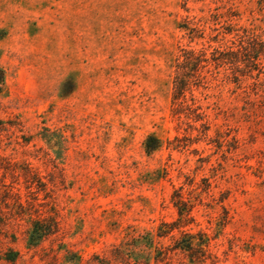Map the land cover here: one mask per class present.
<instances>
[{
	"label": "rangeland",
	"instance_id": "obj_1",
	"mask_svg": "<svg viewBox=\"0 0 264 264\" xmlns=\"http://www.w3.org/2000/svg\"><path fill=\"white\" fill-rule=\"evenodd\" d=\"M217 10L227 65L176 99L175 60L212 56ZM175 190L182 230L211 237L205 264H264L261 0H0V264H195L178 229L159 261L134 246L178 219Z\"/></svg>",
	"mask_w": 264,
	"mask_h": 264
},
{
	"label": "trees",
	"instance_id": "obj_2",
	"mask_svg": "<svg viewBox=\"0 0 264 264\" xmlns=\"http://www.w3.org/2000/svg\"><path fill=\"white\" fill-rule=\"evenodd\" d=\"M264 6V0H261ZM212 21L214 27V35L211 36L210 41H214L219 45L212 47V56L208 58L207 50L201 49L199 51L191 50L184 52L182 56H178L175 60V76H174V95L178 99L185 97L187 90H191L190 81L192 77H197L199 81L204 79L203 70L212 62L216 67L227 65V11L219 12L218 10L212 14ZM218 25H220L218 27ZM184 29L191 40L202 39L205 37L203 28L190 27L189 23H184L181 27ZM223 29V30H222ZM212 45H210L211 47ZM181 57L183 59L181 60ZM253 57V56H252ZM181 101H180V103ZM205 113H198L197 120H203ZM163 146V140L155 133H150L144 141V149L147 154L151 155L154 152L160 150ZM174 205L178 209L179 217L174 222H163L156 234L147 232L140 238L134 240L135 249L142 244V241L146 243L154 254L156 261L160 260V248L155 243V238H164L170 235L175 229L180 230L181 236L173 243L172 250H182L187 252L192 263L205 264L208 259L209 244L211 237L203 231L190 232L182 230L184 226L190 223L192 217L193 205L186 199H184L181 192L175 190L173 194ZM52 230V224L37 222L33 229V236L37 238H43L46 234Z\"/></svg>",
	"mask_w": 264,
	"mask_h": 264
}]
</instances>
